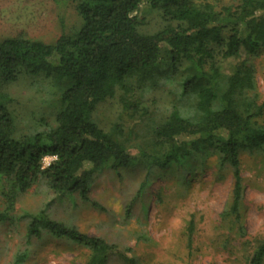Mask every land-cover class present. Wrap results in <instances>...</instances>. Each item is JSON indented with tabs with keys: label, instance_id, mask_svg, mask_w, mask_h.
Segmentation results:
<instances>
[{
	"label": "trees",
	"instance_id": "1",
	"mask_svg": "<svg viewBox=\"0 0 264 264\" xmlns=\"http://www.w3.org/2000/svg\"><path fill=\"white\" fill-rule=\"evenodd\" d=\"M73 1L82 21L74 35L62 31L49 45L25 37L0 41V87L22 75L43 76L59 94L56 127L16 140L14 119L0 93V183L6 179L11 184L8 199L42 180L54 194H77L101 211L89 197L97 172L106 168L118 172L142 162L165 169L194 155L213 153L221 168L232 170L228 214L237 221L242 197L239 155L264 153V124L259 123L264 102L258 104L252 64L264 53V0H235V8L221 11L194 0ZM54 3L62 5L61 0ZM152 13L172 25L145 33V16ZM58 19L63 30V16ZM219 46L223 60L233 64L227 76L212 65L214 48ZM183 63L187 66L178 106L154 130L160 143L155 155L131 156L120 126L105 132L91 121L96 107L116 91L128 96L157 77L167 81L169 69L174 73ZM123 107L137 106L124 99ZM45 158L54 161L42 168ZM145 186L141 184L139 192ZM8 213L0 211V223ZM43 232L88 250L87 264H107L111 256L119 255L116 246L57 223L44 211L32 216L27 236L38 239ZM192 232L190 223L189 243ZM25 259L26 255H18L12 264H23ZM250 264H264V242Z\"/></svg>",
	"mask_w": 264,
	"mask_h": 264
},
{
	"label": "rangeland",
	"instance_id": "2",
	"mask_svg": "<svg viewBox=\"0 0 264 264\" xmlns=\"http://www.w3.org/2000/svg\"><path fill=\"white\" fill-rule=\"evenodd\" d=\"M194 1L210 4L217 11L236 6L235 0ZM61 4L58 8L54 0H0V41L25 37L49 45L62 31L74 35L82 25L76 3L61 0ZM59 14L63 16V30ZM145 18V33L153 34L172 25L157 13ZM222 50L220 46L214 48L212 65L227 76L233 64L223 60ZM252 64L261 105L264 53ZM186 66L183 63L174 73L169 69L167 81L157 77L128 96L116 91L96 107L91 121L105 132L120 126L131 156L155 155L160 143L154 138V130L178 106ZM0 93L5 95L3 103L14 119L16 140L56 127L59 94L43 76L22 75L16 82L2 85ZM124 99L137 107L125 110ZM259 123L264 124V110ZM53 161L54 158H45L42 168ZM239 162L242 197L237 221L228 214L234 183L232 170L221 168L213 153L194 155L181 165L165 169L149 168L142 162L118 172L107 168L97 172L89 197L101 211L77 194H54L42 180L11 201L7 197L11 184L3 179L0 211L9 213L7 220L0 223V264H12L22 254L26 255L23 264L88 263L90 253L84 248L53 239L45 232L38 239L27 236L32 216L42 211L57 223L116 246L119 255L111 256L107 264H126L120 256L133 259L135 264H250L264 242V153L241 152ZM143 183L146 186L139 192ZM190 223L193 232L189 243Z\"/></svg>",
	"mask_w": 264,
	"mask_h": 264
}]
</instances>
